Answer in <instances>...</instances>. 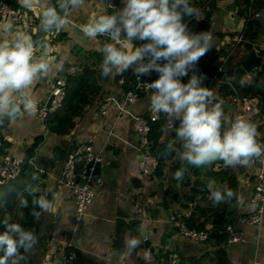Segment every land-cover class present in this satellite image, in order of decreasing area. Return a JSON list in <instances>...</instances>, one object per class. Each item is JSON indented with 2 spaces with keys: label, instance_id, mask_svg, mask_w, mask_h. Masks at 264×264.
Segmentation results:
<instances>
[{
  "label": "crops",
  "instance_id": "0c3cea01",
  "mask_svg": "<svg viewBox=\"0 0 264 264\" xmlns=\"http://www.w3.org/2000/svg\"><path fill=\"white\" fill-rule=\"evenodd\" d=\"M0 1L22 12L26 19L22 25L0 23V44L10 42L18 31L27 32L28 21L33 17L41 19V11L47 2V0H38L34 7L28 9L21 6V0ZM213 1L216 8L215 13H205L198 17V21L208 17L209 31L206 34L211 35L212 32H218L224 37L218 39L211 35L212 48L200 58L197 64L207 63L212 68L213 66L206 61V58L210 57L220 45L229 41L227 34H239L245 27V20L237 14L235 0ZM122 7V0H85L83 6L67 11L68 23L60 31L65 37L48 46L47 49L46 59L50 62L49 74L34 81L31 88L27 90L36 102V108L49 103L48 86L72 68L75 61L80 60L87 51L101 49L98 36L94 39L86 37L80 31L81 26L88 23L93 17L107 14L108 8L117 12ZM203 7V5H199L198 9L201 11ZM255 16L259 18L257 14ZM5 26H8V31L4 30ZM253 34L256 43L260 48H264V44H261L264 43V18H261L260 25L253 30ZM50 35L52 34L43 33L45 39L51 37ZM233 40L238 41L237 38ZM114 43L118 47L120 46V42ZM139 44L140 41L134 46ZM252 50L257 55L256 50ZM79 52L83 54H78ZM36 55L40 57L43 53L38 49ZM60 64L62 67L58 68L57 65ZM127 72L122 73L123 76L127 75V78H120L115 83L113 78L119 74L109 75V82L103 85L102 94L84 117L77 121L68 137L65 138L72 145L90 146L92 153L99 157V165L92 168L89 175L94 195L78 222H74L73 219L72 194L62 182L63 159L56 160L52 153L58 143V138L44 134V130L37 122L35 112L29 115L22 110V115L16 119H9L0 128L3 141L10 145L8 156L20 161L23 158L24 150L32 145L35 137L43 135V142L36 149L35 157L51 161L53 165L51 169L45 171L44 180L48 191V200L52 204L51 209L43 214V218L48 217L46 231L49 232L50 240L45 256L40 257V261L35 260V263L43 262L46 259L58 262L68 251H72L76 255L73 264H152L153 254L159 250L190 256H200L210 250L203 243H196L179 235L168 218L174 212L183 211L180 210L176 202L170 199L172 192L170 195L165 194L167 183L157 180L153 175H141L139 171L137 137L132 129V121L135 117L147 114L152 91L141 93L135 103L123 104L124 93L129 89L124 81L134 74L132 70ZM190 77L191 75L188 73V76L181 78V83H187ZM246 77H243L244 80ZM218 82L227 85L236 92L237 83L233 79L221 81L220 78ZM211 91L216 95V88ZM18 97L19 94L16 98L17 103H19ZM251 102L252 105L255 103L253 123L259 128L256 137L264 141V110L258 116L256 101L251 100ZM101 104H106L103 114L99 112ZM223 104L232 106L234 110H223L222 132L228 127L238 106L237 101L235 106L228 102H223ZM163 117L170 121L165 114ZM175 124L174 126H178L179 122L176 121ZM167 141L171 144L174 143L175 147L180 149V143L174 131H168L160 139V146ZM168 154L167 161L172 160L178 169L187 168L183 179L185 187L180 189V181L176 180L178 182L177 200L182 199L193 181H199L204 186L215 181L218 186L223 178L222 161H216L211 165L192 167L183 164L176 151L170 149ZM233 170L239 183L237 206L242 218L250 211L249 200L253 185V169L248 165L236 166ZM96 177L100 180L99 186L94 183ZM118 210L126 214V220L120 228L118 236L114 237V225ZM131 219L139 221V229L146 231L150 250L140 249L142 240L137 234L133 238L138 239L140 243L128 254L126 241L130 237L126 232H122V229ZM232 227L243 234L244 241L243 243L226 242L225 252L229 263L264 264V213L259 229L248 227L239 221ZM119 236H121L120 244H114V240ZM118 248L121 249L118 250Z\"/></svg>",
  "mask_w": 264,
  "mask_h": 264
},
{
  "label": "clouds",
  "instance_id": "9594fccd",
  "mask_svg": "<svg viewBox=\"0 0 264 264\" xmlns=\"http://www.w3.org/2000/svg\"><path fill=\"white\" fill-rule=\"evenodd\" d=\"M38 0H21V6L31 9ZM123 7L113 14L93 17L81 26L88 38L107 36L113 42L101 48L103 61L101 75L122 74L132 69L138 76L151 72L158 78L148 87L152 90L150 105L155 113L169 118L164 131H174L180 149L173 143L183 164L192 167L211 165L222 161L225 168L248 166L264 153V145L257 142V127L248 119L236 117L225 131L222 129L224 112L222 101L202 85V77L195 73L187 83L181 78L194 70L201 57L212 48V37L204 33H189L185 18H198L200 10L190 0H122ZM85 4V0H57L56 5L45 3L41 11L39 31L59 32L68 23L66 13ZM8 31V26H5ZM133 41H140L134 46ZM43 55L37 57V50ZM48 45L34 40L24 31L16 32L10 42L0 44V124L5 119H16L24 113L34 114L36 102L28 94L34 81L49 74L50 62L46 59ZM58 68L62 64L57 65ZM19 94V103L16 102ZM215 101V102H214ZM178 121V126L175 122ZM186 167L174 173V179H184ZM31 181L39 177L33 173ZM213 206L230 201L234 191L227 186L207 185ZM24 192L31 197L32 215L48 212L52 204L46 195H40L38 184L27 183ZM19 206L27 208L29 200L19 198ZM39 211H36V209ZM4 231L0 233V264H22L37 244V236L11 216L0 220ZM136 238L126 241L128 254L139 245Z\"/></svg>",
  "mask_w": 264,
  "mask_h": 264
},
{
  "label": "trees",
  "instance_id": "16d2710c",
  "mask_svg": "<svg viewBox=\"0 0 264 264\" xmlns=\"http://www.w3.org/2000/svg\"><path fill=\"white\" fill-rule=\"evenodd\" d=\"M254 0H235L237 14L245 20V27L239 34H227L229 41L219 46V48L206 61L214 67V72L208 75L203 87L212 90L216 88V97L219 101L232 103L235 106L236 101H256V112L261 114L264 110V48H260L256 43V38L253 30L260 25L261 18H264V7L262 10H257L253 6ZM49 5H56L57 0H47ZM192 6L197 7L203 5L200 11V16L205 13H215L216 8L213 0H190ZM257 14L259 18L255 16ZM40 20L36 17L28 21L27 33L30 34L34 40H42L48 46H51L62 40L65 36L59 32H51L52 35L45 39L43 32L39 31ZM198 18H185V23L188 25L189 33H192L196 27ZM214 38L222 39L224 35L218 32H212ZM238 39V41L233 39ZM98 43L101 48L105 43H114L107 36H98ZM138 44L139 41H133ZM264 44V43H261ZM255 49L258 57L262 59V64L253 73L247 75L244 81L242 79L234 80L235 83H241L242 86L239 91L234 92L227 85L220 84L218 81L227 67H238L244 60L247 53ZM103 61V53L99 51H87L85 55L72 64L73 72L71 74L64 73L65 84L63 87V98L58 108L48 112L44 118V134L55 136L58 138L57 145L53 148V157L56 160L64 159L67 150L76 145L69 144L68 137L72 129L75 127L78 120H80L87 111L95 104L96 99L102 94L103 85L109 82V76L101 75V64ZM132 69H129V73ZM134 76L130 75L129 78ZM154 73L144 76V79H150ZM120 78H127L122 74L116 75L113 82H118ZM215 102V101H214ZM5 119L0 128L8 122ZM253 122V119L252 121ZM171 123L163 117L160 113L159 120L150 126L148 134V141L151 144L150 151L153 152L160 146V139L167 133L164 131L165 127ZM259 128H257V131ZM43 135L35 137L32 145L24 150L23 158L20 162V173L16 179L5 182L0 186V220L5 216H11L12 222H17L26 230H32L37 236V244L34 250L27 255L26 261L22 264H30L31 261H40L45 256L48 249V241L50 240L49 232L46 231V223L48 217L33 216L31 197L24 192V187L27 183L38 184L42 189L40 195H46L48 199V191L45 183V171L53 167L51 161L40 158V162L44 167V172L35 169L30 160L36 156V149L42 144ZM257 141L259 140L256 137ZM10 145L3 141V136L0 134V158L8 155V148ZM223 178L219 185L231 188L235 196L232 200L213 206L210 199V193L207 186L202 185L199 181L190 183V188L182 199L177 200L176 204L181 211H190V217L186 219L185 225L188 229L202 231L206 234V240L203 242L205 246L210 248L200 256H190L175 253L163 252L161 250L153 254L152 264H230L225 252L227 241L226 227H231L240 218L239 208L237 206V197L239 191V183L234 173L233 168H225L221 165ZM84 169L83 165L78 166V171ZM178 170L177 165L172 161H157L155 170L151 175L157 180L167 183L165 194L170 195L172 186L176 182L174 173ZM35 173L38 181H31L32 174ZM185 187L184 180L180 181V189ZM23 196L29 200L27 208L19 206V198ZM36 211H39L37 208ZM42 219V220H41ZM140 223L136 219H131L126 226L123 227L122 232H126L130 238H133L138 233ZM4 227L0 225V233L4 231ZM121 236L114 240V244H120ZM121 248H118L120 250ZM2 254V253H0ZM39 256H38V255ZM41 257V258H40Z\"/></svg>",
  "mask_w": 264,
  "mask_h": 264
},
{
  "label": "built area",
  "instance_id": "2783aa9c",
  "mask_svg": "<svg viewBox=\"0 0 264 264\" xmlns=\"http://www.w3.org/2000/svg\"><path fill=\"white\" fill-rule=\"evenodd\" d=\"M26 21L25 15L11 8L4 2L0 1V23H10L14 25H22ZM51 34V33H48ZM73 68H70L66 73L71 74ZM150 79H144V76L134 74L132 78L125 80V84L129 89L124 93L123 104H132L138 101L140 94L146 91H152L148 85L158 78V73ZM244 81V78H241ZM123 82V84H124ZM65 84V77L60 76L53 83L48 86V94L50 101L48 105H43L36 108L35 115L38 124L44 129L43 121L48 112H51L59 107L63 98V87ZM242 82L235 86V90L241 89ZM237 110L231 117V122L236 117H243L252 121L255 112V103L252 105L251 101H237ZM254 106V107H253ZM106 104H101L99 112L104 113ZM160 113L153 112L151 105L148 107V112L145 116L135 117L132 121V129L137 137V149L139 152V171L141 175L149 176L155 170L157 160L153 157L150 148L148 147V134L150 132L151 124L159 120ZM227 127V128H228ZM227 128L225 130H227ZM224 130V131H225ZM259 144L264 145V141L259 139ZM20 160L6 155L0 161V186L5 182L16 179L20 173ZM88 163L93 164V169L96 168V163H99V157L94 155L88 145H79L69 148L65 154L62 164V182L68 187L73 198V219L78 222L87 207L90 205L93 198V189L89 181V176L85 175V169L78 171V166ZM253 169V185L250 197V211L248 214L238 221L248 227L259 229L262 223L264 213V153L260 157L254 158L249 164ZM91 168V169H92ZM90 169V170H91ZM94 183L99 186V178H94ZM190 217V211L174 212L169 215L168 221L174 225L179 235L185 239L196 243H203L206 240V234L202 231L188 229L185 225L186 219ZM227 243H243V234L231 227H226ZM76 255L72 251H68L60 261L52 262L50 259L35 264H73ZM173 259L175 255L173 254Z\"/></svg>",
  "mask_w": 264,
  "mask_h": 264
},
{
  "label": "water",
  "instance_id": "95a60500",
  "mask_svg": "<svg viewBox=\"0 0 264 264\" xmlns=\"http://www.w3.org/2000/svg\"><path fill=\"white\" fill-rule=\"evenodd\" d=\"M254 6L258 10L263 9V0H255L254 1ZM115 11L112 10L111 8L107 9V14H113ZM209 18L206 17L204 20L197 21L196 27L192 33H208L209 31ZM142 43V42H140ZM78 54H83L82 52H79ZM261 65V58L258 57L255 53L254 50H250L247 55L245 56L243 62L238 66V67H227L224 70L223 75L221 76V81H225L227 79H241L251 73H253L256 69H258ZM214 72V67H209L207 63H202L200 65H196L194 70H190L189 74L192 76L194 73L197 76L202 77V84L206 81L207 77L209 74ZM202 86V85H201ZM48 105V103H47ZM223 110H230L233 111L234 108L230 105H225L222 104ZM170 145H172L169 141L164 142L159 148H157L153 152V157L157 160H168L169 159V150H170ZM148 147L151 148V144H148ZM30 164L37 169L40 172H44V167L42 166L40 159L38 157H34L33 159L30 160ZM99 163H96V166H98ZM93 167L92 163H88L85 165V175L89 176L90 175V169ZM177 185L178 182H176L172 186V195L170 196V199L173 202L177 201ZM126 220V214L122 212L121 210L117 211L116 215V221L114 225V237L118 236V233L120 231V228L125 224ZM169 228H171V225H169ZM138 235L142 240L141 245L139 246L140 249H151L149 246V243L146 239V231L143 229H138ZM30 264H35V261H31Z\"/></svg>",
  "mask_w": 264,
  "mask_h": 264
}]
</instances>
